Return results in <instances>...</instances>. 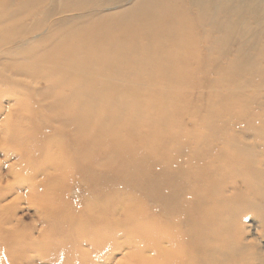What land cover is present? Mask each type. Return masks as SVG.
I'll return each instance as SVG.
<instances>
[{
	"label": "rangeland",
	"instance_id": "obj_1",
	"mask_svg": "<svg viewBox=\"0 0 264 264\" xmlns=\"http://www.w3.org/2000/svg\"><path fill=\"white\" fill-rule=\"evenodd\" d=\"M53 1L54 4L58 7L59 1L57 2L56 0ZM73 1H77V0H71V3ZM78 1L87 2L89 0H78ZM214 1L216 3L219 2V4L221 5H224L225 2L226 3V5H224L225 8L220 10L216 17L211 18L213 23L210 26L207 25L205 28L200 29L199 37L197 36L198 44L196 50L187 49V47L184 48L183 46H181L182 44H175L177 47H173L172 51L160 53L163 54V56L165 55V57L169 58V59H165V61L169 63L168 65L170 66L171 71H168L166 73L165 69L161 67L163 65L149 67L150 71L152 68L156 72H153L152 70L149 73H145L141 71V69L137 70L138 68H141L143 65L147 64L146 66H150L158 62L157 60L154 61L153 58L150 60H148L149 58L142 59L141 60L142 62H140L141 64L138 66L137 69H132V70L126 69L125 70L126 72L124 73L125 75H127V77L125 78V75L122 74L124 76L121 75L122 78H120V80H118L119 78H116V80H112L109 71L107 72L105 68H101L100 77H97L96 75L92 74V73L94 74L97 73L98 67L94 70L92 68L84 67V65L82 64L81 68L72 67V66L70 67L66 66V68H63L65 66H62L60 65V63L56 62L55 54L52 55L53 48H48L41 44L42 42L47 41L45 39L46 32L48 35V32L51 31L47 21L45 22L36 21L35 23H33L32 21L28 20L19 25L21 28L20 31L14 29V27L17 28V19L15 20V23L9 24V22L11 21L9 20L10 18L3 20L5 22L4 23L3 21H1V16H0V27H2L0 28V34H5V36L7 34L8 36H11V43L10 42L1 43L2 41H9L10 37L0 38V75L2 74L3 76H5L2 78L0 77V82H1L0 85L2 86V87L0 86V106L3 108L1 109L0 107V114H1L0 139L3 138V141H1L2 139L0 140V144L2 143L0 145V152H1L0 181L3 180V182L2 181L0 182V245L2 246V247L0 246V264H31V263L49 264L50 262L51 264H64L67 261L68 262L66 264H69L71 263L72 260L73 262L71 264H74V261L75 264H80L81 262H84L86 264L88 260H89L88 261L89 264L90 263L91 264L93 263L95 264H99V263L100 264H104V263L105 264H110V263L111 264H139V263L163 264L162 260L163 259L165 260L164 257L166 256L170 260V261L168 260L170 263H172L171 258L173 257V263L177 261L176 263L180 264L179 258L181 257V255L184 253L183 251L185 250L183 245H181L179 247L180 249L178 250L173 249V248H177L176 244L173 241V238H175L173 236V232L182 230L181 227H183V224L186 221L193 219V214L190 212L191 211L190 209L191 207H193L192 209L195 211L196 207L198 206V204L195 201L194 202L196 204L193 203V201H191L190 205L188 206L190 207V209H187L188 207L186 208L182 206L184 204V201L193 198L192 194L190 192H189L190 194H188L187 192L186 185L184 184L186 182L185 178L188 179L192 178L202 181V185L200 186L205 187L204 194L211 193L213 191L214 195L218 199L217 201L218 205L226 209H230L233 207L235 208L239 203L237 202V200L239 196H242V194L238 196L234 192V195H232L233 190H235V188L240 189V193L248 194V195H251L253 193L254 195L255 194V192H253L254 186L252 187L251 184L255 182V184L257 185L255 187H257L258 192L261 193L264 192V0H252L253 2H251V0H245L244 1L245 3L243 2V0L241 1L214 0ZM227 1H229L230 3ZM237 2L238 3L240 2V5L243 6L240 7V9L243 12L238 11L240 13H243L242 14L243 16L240 13L236 14L233 12L234 10L236 11V9L240 6L237 4ZM8 3L10 8L6 9L5 12L2 11L3 12L2 14L6 15L7 13V16H10V14L11 15L13 14L14 9L17 8V2L12 4V6L10 2ZM227 4L229 5L227 6ZM45 6L46 3L42 4L41 9L44 10ZM244 6H248V7L244 8ZM121 9L123 10L124 8ZM231 15H241V17L236 16V18H239V20L237 19L238 22L236 21L238 24H235L230 28L228 22H229V18H232ZM11 19L14 20L15 18L13 17ZM35 19H33V21ZM53 22L54 20H51L50 23L52 24ZM8 24L10 25V27ZM174 24L175 22H173V26ZM40 27H41V34L43 33L41 35L42 37L39 36L38 39L35 38L36 40L34 39L33 40L34 42L32 43L29 42V43H25L24 45L17 46L18 31L21 33H28L30 31H33L34 29H37L39 31ZM175 37L176 39H178L177 35H175ZM219 41H221V44H219ZM183 49L185 51H183ZM153 54H155V57H159L158 55H160L159 53H153ZM23 55L26 56L23 57ZM192 55L198 56L197 60L191 59L192 57L190 56ZM4 56L6 57L4 58ZM200 58L202 60H200ZM105 59L106 58L104 57L103 60ZM143 60H146L147 63H145L146 61ZM128 62L129 61H126L125 63ZM46 63H48V65ZM86 64L89 65V63ZM116 64H118V62H116ZM67 67H69V69ZM171 67H173V69ZM70 68H73V70ZM157 68L159 70H157ZM77 69H79L80 71ZM144 69L145 68H143V70ZM10 71L11 73L9 74ZM83 71H86L89 74ZM177 73H179L180 76ZM142 74L143 76H141ZM168 74L169 77L166 76ZM101 75H103V77ZM77 76H81V77L77 78ZM231 76H234V79H232L233 77ZM44 77L46 81L44 80ZM88 77L91 79V80L89 79V81L91 82H88L87 79ZM133 77L136 78V81L134 80ZM179 77L181 78V80H177L179 79ZM37 78H39L40 81L39 79L37 80ZM92 79L94 80L96 79L95 81L97 82L93 81ZM121 79H123L124 81ZM138 79L141 80L138 81ZM79 80L81 81V92L84 103L87 105L86 107L95 109V107H91V102H92L91 96L93 94L92 90L95 92H97V90L99 92L107 91L110 89L112 90V92L114 90H116V92L121 90L123 94L127 96V101L129 102H127L126 104L130 105L128 107L131 108V106H134V108H137V110L140 109L141 113H139L140 115L136 113L138 115L136 117L138 119H140L139 116L141 117V119L146 118L149 121V125L152 128L154 127L153 129H155L158 138H159V133H162L160 132L161 129L164 128L166 131H171L173 127V132L172 131L170 133L164 132L165 134L164 136L173 133V148L169 151V153L171 154L173 150L172 154H173L174 165L172 172H173V176H175L177 173H182L183 179L181 180L180 186L183 187H180L181 190L179 189V191L173 189L175 190V193L173 194V201L167 204V207H165V204L169 201L162 200L165 199L163 197L164 189H160L159 186L160 182H164L166 180L159 181V178H161L159 174L151 178L147 177L148 180H151L150 184L157 186L156 188L155 187L149 188L148 192H144L132 186L127 187L126 185H122V184L117 185L112 190L102 191L101 187L99 186H94L97 188L91 187L87 182L81 181L80 178L75 177L71 174L72 172L75 173L72 167L73 164L70 163L69 156L64 151V149H61L58 146L59 144H63L67 142L66 140L67 138L65 134L61 132V129L63 128V126H65L68 123V120L58 116L57 118L59 119L55 120L54 122L49 118L50 115L48 114V109L52 107L53 104L55 103L59 104L61 100L64 101L65 97L71 96V88L73 85L72 83H75V81L77 82ZM48 81L50 82L48 83ZM175 81H177L176 83L182 87H178ZM82 83L84 84V86ZM93 83L95 84L93 85ZM17 84H19V86ZM30 84L32 86H30ZM151 84L153 85L155 84L156 87ZM161 84L168 86L167 88L171 87V89L169 88L171 93L166 90L163 91L167 93L165 92L162 93L161 89H163L164 85L160 87ZM61 85L62 88H59L58 86L61 87ZM6 86L7 87L9 86L8 89ZM23 86H25L24 88H26V90L23 88ZM95 86L98 87V89H96ZM90 88H92L91 91ZM3 89L6 91H2ZM9 89L12 91L10 92ZM55 90L58 91L54 92ZM148 91H152L153 93H150ZM49 92H51V94H49ZM155 92L156 94H154ZM54 93H57V95H54ZM168 93L172 94V96H169ZM50 95L52 97H50ZM144 95H148V96H144ZM7 96H9V98ZM55 96L58 97L56 98ZM14 97L16 98L14 99ZM23 97H25L27 100L25 98L23 99ZM162 97L164 98L163 100ZM167 97L170 99H167ZM171 98H173L174 100L173 103L171 104L173 106H170V108L168 106L167 108L163 109L160 103L163 102L168 103V101L172 100ZM106 100L104 99V101H106L107 104L103 100L102 101L99 100L98 101L99 105H96L99 107L102 114H104L105 111H107L105 109L106 106L108 107L109 103L112 104L111 98H108ZM31 101L34 102L31 103ZM130 101L134 105H131L132 103H130ZM155 102H159L157 103V108L152 112H148L149 105H152ZM42 103L43 105H41ZM12 104H15V106ZM113 105L115 108L119 107V106L117 107L114 103ZM39 107H41L40 111H39ZM119 111H121V109ZM163 111L164 114H162ZM171 112L173 113L172 115L173 126L172 124H170L171 122L170 123L167 122L165 124L166 125L165 127L163 126L164 122L160 120V114H162V117H164L163 115L170 116L172 114ZM115 113L116 112H112L113 116L115 115ZM26 114L27 116L34 119L30 120L29 117L26 116ZM26 118L27 121L24 122ZM17 120L21 121V123L24 124L22 126L19 125L20 122H17ZM163 120H166V118L164 117ZM6 121L8 122V124H6L7 123ZM28 121L29 122L33 121V122L29 123ZM156 124L159 126H157ZM17 125L18 127L16 128ZM168 126H170L171 128H167ZM24 129L26 131H24ZM35 129L40 130L41 133L39 131H36ZM28 130L29 132H27ZM15 131L20 134H17ZM150 132H152V130H150ZM192 133L194 137L192 136ZM6 134L9 136H7ZM16 134L19 135L18 136L19 138L15 137ZM23 134H25L26 136ZM28 135H30L28 137L29 141L33 138L34 135L35 136L38 135L36 137L34 136V139L37 141V143L34 139H32V141L34 140L33 141L34 143L30 141L34 147L31 144H29L30 143L29 141H27ZM189 135L191 137H189ZM37 137L39 138V140ZM20 139L22 142L20 141ZM49 139L51 140V143L48 142ZM188 140L190 142H188ZM161 141L162 139H158V141L157 142L155 141L154 143H157V145H159ZM181 143L183 145H178ZM19 144H20V150H18ZM50 144H52V146ZM21 147L22 149L24 147L26 149L24 148L22 150ZM32 148L34 149L32 150ZM17 151L20 152L18 153ZM34 151L35 153H37V156L34 153ZM50 151L53 152L51 153ZM29 155L32 157L28 158L27 156ZM17 156L18 158H16ZM33 156L35 159L33 158ZM240 157L244 158L245 160L240 159ZM183 159L185 160L186 163L184 162ZM237 159L244 161L236 162ZM18 161L20 162V164ZM168 165L170 166V163ZM37 166L39 169L36 168ZM34 168L35 170H37L35 173H34ZM26 169H28V171ZM196 169L197 171H195ZM18 170L20 172V176H19V172H17ZM34 178L35 180L33 181ZM15 179L17 182L15 181ZM69 179L71 181H69ZM258 183H260V186H258ZM7 185L9 186L7 187ZM22 186L23 188H21ZM11 187L13 190L11 189ZM189 188L198 190L194 186L193 188L191 187ZM23 189L26 191L24 192ZM118 189L120 193H118ZM8 190L12 191L11 192V195L13 194L12 196L8 195L10 194ZM15 194H17V196H15ZM21 194L24 196V198ZM150 194H152L154 198ZM112 195L115 197H113ZM225 196L229 197L230 198L229 200H236V201L227 202ZM7 197L8 199L6 200ZM97 198H99V200ZM18 199H22V200L19 201ZM89 199H90V203H89ZM13 200H16L17 203L14 202ZM23 201L25 203H23ZM88 203L90 207H87ZM97 203L99 206L97 205ZM70 204L72 205V207ZM83 207H87L84 208L85 212L83 211ZM28 208L30 211L28 210ZM73 209L76 210V212H74ZM90 210H92L93 213ZM98 211L100 212V214L101 212L105 214V217L102 216L103 219L100 217L101 215H99ZM105 212L107 213V216ZM89 213H91L94 216V218L91 215H89ZM113 215H115V217H113ZM70 216L72 219L70 218ZM90 217L91 219L93 218L94 220L92 221ZM96 220L100 221V224H98L99 222L98 223L94 222ZM88 221H90L91 223ZM85 224L87 226H85ZM221 224L223 226L224 225L229 226L231 230V234L226 233L223 236V239H229L232 236L234 239L238 238L236 243L243 242L247 244L249 246L248 253H251V256L253 255L259 260L257 262L256 258H254L255 260H251V264H258L259 262L264 263L263 262L264 261V231H263V226L260 222V219H258V217L247 216L242 218L234 214L232 216L225 217L223 214L219 219V225ZM7 225L10 227H7ZM60 228L63 233V235H61L62 237H60L59 235L61 234V231H58V229L60 230ZM65 229L67 230V232ZM107 230L109 233L107 232ZM52 231H55V233ZM87 232L89 233L87 234ZM38 234L40 237L38 236ZM51 234L53 235L52 237ZM83 234L87 236H84ZM106 236H108L109 239L106 238ZM64 238H65V242L69 238L70 239L66 243H64L63 241ZM54 239L56 240V242ZM60 239H61V243H59ZM82 239L84 240L80 241ZM92 239L96 241H93ZM103 239L104 241L106 239L107 240L103 242ZM3 240L5 241L3 242ZM139 240H140V245H139ZM48 242L51 243L49 244ZM73 242L75 244H73ZM110 244H111V248H110ZM54 245L56 246V248ZM61 245L64 246L63 252H62L63 247ZM75 245H77V247ZM26 246L29 249L26 248ZM59 246L62 249L60 251H58L60 249ZM80 246L82 247L80 248ZM139 246H142V248ZM52 247L54 249H52ZM71 247H73L74 249ZM86 247L88 248V251H86L87 250ZM70 248L72 251L69 250ZM134 249L136 250L134 251ZM39 251H41L40 254ZM99 251L100 253H98ZM122 251L124 255L120 254V252ZM132 251L134 253H132ZM61 252H62V258L60 257ZM112 252L113 253L115 252L116 254H113ZM126 252L127 253L129 252V254H127ZM79 253L82 255V257L81 255L79 256ZM73 254L75 258L73 257ZM84 254L85 256H83ZM99 254L102 257L98 256ZM56 256H59L60 260H57L59 257ZM109 256L110 259L108 258ZM37 257H38V261L36 259ZM72 257L74 259H72ZM86 257H88V260L86 259ZM123 257L126 260H124ZM152 257H154V259ZM111 258L114 260L116 259V261L114 262ZM85 260L87 261L85 262ZM142 260L144 261V263H142L143 262ZM99 261H103L104 263Z\"/></svg>",
	"mask_w": 264,
	"mask_h": 264
},
{
	"label": "bare ground",
	"instance_id": "obj_2",
	"mask_svg": "<svg viewBox=\"0 0 264 264\" xmlns=\"http://www.w3.org/2000/svg\"><path fill=\"white\" fill-rule=\"evenodd\" d=\"M7 1L11 3V6L15 2H17V8H15V6H14V8H15L14 9V12H13L12 15L10 14V16H7V13H6V15L5 14L4 15L2 14L3 13L2 11L5 12L6 9L10 8V6L8 5L9 3ZM7 1L0 0V16H1V21L10 18L9 20H11V21L9 22V24H13V23H15V20L17 19V28L14 27L15 30H20L21 31V28H20L19 25L22 24V23H24V22H26V21H28V20L32 21L33 23H35L36 21H38V22H40V21H44V22L47 21L48 22V25H49V28L51 29V31L48 32V35H47V32H46V35L44 34L45 35V39L47 41H44L41 44L43 46H45V47L53 48L52 55L55 54V60H56V62L57 63H60V65H62V66H65L63 68H66V66H69V67L72 66V67H77V68L79 67V68H81V65L82 64L84 65V67L92 68L94 70L98 67L97 68V73L94 74V73L91 72L93 75H96L97 77H100L101 68H105L107 70V72L109 71V74H110V77L112 78V80H116V78H119L118 80H120V78H122L121 75L122 74L125 75L124 72H126L125 71L126 69H128V70L137 69L138 66L141 64L140 62H142L141 60L142 59H148V58H149L148 60H150V59L153 58L154 61L157 60L158 62L155 63L154 65H150L149 64L150 66H146L147 64L146 65H143L142 67L140 66L141 68H138L137 70L141 69V71H143L145 73H149V72H151L153 70L151 68V71H150L149 70L150 69L149 67H151V66L152 67H155L157 65H163L161 67L165 69V72L166 73L168 71H171L170 66L168 65L169 63H167L165 61V59H169V58L165 57V55L163 56V54H160V53L167 52V51H172L173 47H177L175 44H182L181 46H183L184 48L187 47V49H195L196 50L197 44H198V42H197V36L199 37L200 29L201 28H205L207 25L210 26L213 23V21H212L211 18L212 17H216L218 15V12L220 10L224 9L225 8L224 5H226L225 2H224V5H221V4H219V2L216 3L214 0H89L87 2H81V1H78L77 0V1H73L72 3H71V0H56V2L59 1V3H58L59 6L57 7L54 4V1L53 0H48V1L47 0H7ZM223 1H225V0H223ZM231 1H236V0H231ZM237 1H241V0H237ZM244 1L245 0H243V2ZM227 2H229V1H227ZM251 2H253V1L251 0ZM45 3H46L45 9L42 10L41 9L42 8L41 6H42V4H45ZM221 3H223V2H221ZM237 4L240 5V2L239 3L237 2ZM129 5H131V6H129ZM228 5L229 4H227V6ZM240 7H243V6L240 5L236 9V11L234 10L236 8L235 7L233 9L234 10L233 12L236 13V14L237 13H240V12H238V11H242L240 9ZM245 7H248V6H244V8ZM121 8H124V9L122 10ZM119 9H120V11H119ZM114 11H116V12H114ZM240 14L242 15L243 13H240ZM241 15H231L232 18H229V22H228L230 28H231V26H233L235 24H238L237 23L238 22L237 19L239 20V18H236V16L241 17ZM13 17L15 18L14 20L11 19ZM54 17H55V19H54ZM33 19H35V20L33 21ZM51 20H54V22L52 24L50 23ZM173 22H175L174 26H173ZM4 23H1V24H4ZM9 27H10V25H9ZM0 28H2V27H0ZM42 34H41V27H40V30L39 31L37 29H34L33 31H30L28 33H21V32L18 31L17 32V46H21V45H24L25 43H29V42L32 43V42H34L33 40L35 38L38 39L39 36L42 37L41 36ZM175 35L178 36V39H176ZM2 37L3 38L10 37V38H9V41H2L1 43H6V42H10L11 43V36H8L7 34H6V36H5V34H0V38H2ZM14 43H15V41H14ZM219 44H221V41H219ZM173 45H175V46H173ZM183 51H185V50L183 49ZM26 52H24V53H26ZM153 53H159L160 55H158L159 57H155V54H153ZM25 56L23 55V57H25ZM195 56L196 55H192L190 57H192L191 59H196L197 60V57L198 56H196V57ZM5 57L6 56H4V58ZM104 57L106 58L105 60H103ZM21 58H22V56H21ZM200 60H202V59L200 58ZM18 61H19V59H18ZM126 61H129V62L128 63H125ZM143 61H146V60H143ZM116 62H118V64H116ZM5 63H6V61H5ZM86 63H89V65H87ZM145 63H147V61ZM46 64L48 65V63H46ZM178 66H180V65H178ZM6 67H7V65H6ZM69 67H67V68L69 69ZM143 68H145V69L143 70ZM171 68L173 69V67H171ZM70 69L73 70V68H70ZM77 70H79V69H77ZM155 70H156V68H155ZM157 70H159V69L157 68ZM83 72H86V71H83ZM153 72H156V71L153 70ZM10 73H11V71L9 72V74ZM86 73H88V72H86ZM174 73H176V72H174ZM150 74H149V76H150ZM170 74H171V72H170ZM177 74H179V73H177ZM1 75H0L1 78L2 77H5V76H3V75L1 76ZM4 75H6V74H4ZM124 75H122V76H124ZM101 76L103 77V75H101ZM130 76H131V74H130ZM141 76H143V74ZM141 76H140V78H141ZM166 76L169 77V74L166 75ZM179 76H180V74H179ZM80 77L81 76H77V78H80ZM126 77H127V75H125V78ZM231 77H233L232 79H234V76H231ZM164 78H166V77H164ZM177 78H178V76H177ZM38 79L39 78H37V80ZM87 79H88V82H91V81H89V79H90L89 77ZM44 80H45V77H44ZM92 80L95 81L96 79L95 80L92 79ZM121 80H123V79H121ZM134 80L136 81V78H134ZM139 80H141V79H138V81ZM143 80H145V79H143ZM152 80H150V81H152ZM177 80H181V78L179 77V79H177ZM8 81H10V80H8ZM39 81H40V79H39ZM49 82L50 81H48V83ZM95 82H97V81H95ZM176 82L177 81H175V83ZM17 83H19V82H17ZM20 83H22V82H20ZM135 83H137V82H135ZM11 84H12V82H11ZM15 84H16V82H15ZM46 84H47V82H46ZM57 84H58V82H57ZM66 84H68V83H66ZM72 84L73 85H72V88H71V96L65 97L64 98L65 99L64 101L61 100V102L59 104L55 103V104L52 105V107H50L48 109V114L50 115L49 118L51 120H53L54 122H55V120L59 119V118H57L58 116L61 117V118H63V119H67L68 120V123L65 126H63V128L61 129V132H63L65 134L66 138H67L66 139L67 142L66 143H63V144H59L58 146L61 149H64V151L69 156L70 163L73 164L72 167H73L75 173L72 172L71 174L73 176H75V177L80 178L81 181L87 182L91 187H94V186L101 187V190L102 191L103 190L104 191L112 190L117 185L122 184V185H126L127 187L132 186V187L137 188L139 190H142L144 192H148L149 191V188H151V187H155V188L157 187V186H154V185L150 184L151 183V180H148L147 177L148 178H151V177L159 174L161 176V178H159V181L166 180L164 182H160L159 183V186H160V189H164V191H163V197L165 199H162V200L169 201V202H167L165 204V207H167V204H169L171 201H173V194L175 193V190L176 191H179L180 187H183V186H180L181 180L183 179L182 173H177L175 176H173V172H172L173 171V165H174L173 164V154H172L173 150H172L171 154L169 153V151L173 148V133L172 134H167L166 133L167 135L164 136L165 135L164 132H168V133H170L171 131L173 132V127H172L171 131H166L164 128L161 129L160 132H162V133H159V138H158L157 133L155 132V129H153L154 127L152 128L149 125V121L146 118H142L141 119V117L139 116L140 119H138L136 117V116L140 115L139 113H141L139 107H138L139 110H137V108H134V106H131V108L128 107L130 105L129 104H126L127 102H129V101H127V96H125L121 90L120 91H117L118 93L116 92V90H114L112 92L111 89L110 90H107V91H103V92H99L98 90H97V92H95V91L92 90V93L93 94L91 93L92 94V96H91V101H92L91 102V107H95V109H94V108L86 107L87 105L84 103L83 96H82V92H81V81L80 80L77 81V82L75 81V83H72ZM94 84L95 83H93V85ZM17 85L19 86V84H17ZM27 85H29V84H27ZM121 85H122V83H121ZM151 85H153V84H151ZM162 85H164V84H161L160 87ZM30 86H32V85L30 84ZM83 86H84V84H83ZM153 86H155V84ZM164 86H163V89H161L162 93L165 92L163 90L169 91L171 93V91L169 90V88L171 89V87L167 88L168 86H165V87ZM8 87H7V89H8ZM21 87H22V85H21ZM24 87L25 86H23V88ZM58 87L59 88H62V85H61V87L60 86H58ZM90 87H91V85H90ZM178 87H182V86L178 85ZM123 88H120V89H123ZM24 89L26 90V88H24ZM91 89L92 88H90V91H91ZM96 89H98V87H96ZM106 89H108V88H106ZM146 89H148V88H146ZM2 91H6V90L3 89ZM11 91L12 90H10V92ZM57 91L55 90L54 92H57ZM68 91H69V89H68ZM17 92H18V90H17ZM87 92H88V90H87ZM148 92L153 93L152 91H148ZM165 93H167V92H165ZM170 93H168L169 96H172V94H170ZM19 94H17V95H19ZM49 94H51V92H49ZM64 94H65V92H64ZM64 94H61V95H64ZM154 94H156V92ZM159 94H160V91H159ZM2 95H4V94H2ZM54 95H57V93H54ZM58 96H59V94H58ZM144 96H148V95H144ZM7 97L9 98V96H7ZM16 97H14V99ZM25 97H23V99ZM50 97H52V96L50 95ZM108 98H111L112 99V104L109 103L108 104V107L105 105L106 106L105 109L107 111H105V113L102 114L101 110L96 105H99L98 104V101L99 100H101V101L103 100L104 101V99L106 100ZM163 99L164 98L162 97V100ZM167 99H170V98L167 97ZM171 99L172 100L171 101H168V103H165V102L160 103L161 107L163 109H165L168 106H169V108H170V106H173L171 104L173 103L174 100H173V98H171ZM36 100H37V98H36ZM34 101H31V103H33ZM106 101H108V100H106ZM106 101H104V102H106ZM2 102H5V101H2ZM37 102H38V100H37ZM15 103H16V101H15ZM113 103L117 107L118 106L119 107L118 108H115L114 105H113ZM130 103H132V102L130 101ZM157 103H159V102H155L154 104L149 105L148 112L154 111L157 108ZM89 104H88V106H89ZM106 104H107V102H106ZM12 105L15 106V104H12ZM29 105H30V103H29ZM41 105H43V103ZM131 105H134V104L132 103ZM2 106H4V105H2ZM26 107H27V105H26ZM12 108H13V106H12ZM17 108H18V106H17ZM40 108L41 107H39V111H40ZM1 109H3V108L1 107ZM120 109H121V111H119ZM167 110H169V109H167ZM171 111H173V110H171ZM112 112H116L114 116H113ZM136 113H138V115ZM171 113H169V114H171ZM40 114H41V112H40ZM110 114H112V115H110ZM162 114H164V111H163ZM162 114H160V120H162L164 122L163 126L166 127L165 124L167 122H169V123L171 122L170 124H172V126H173V117H172L173 113L170 116L169 115L168 116L167 115H163L166 118L167 121L166 120H163L164 117H162ZM165 114H167V113H165ZM29 115H30V113H29ZM26 116H27V114H26ZM27 117H29V116H27ZM29 119L31 120V119H34V118L29 117ZM23 120H25V119H23ZM26 121H27V118H26V120L24 122H26ZM17 122H20L21 123V121H18V120H17ZM30 122H33V121H30ZM20 123H19V125H21V126L24 124V123L23 124L22 123L20 124ZM6 124H8V122ZM15 125H16V123H15ZM21 126H20V128H21ZM157 126H159V125H157ZM4 127H6V126H4ZM17 127H18V125L16 126V128ZM167 128H171V127L168 126ZM37 129H35V130L40 132V130H37ZM22 130H23V128H22ZM150 130H152V132H150ZM195 130H197V129H195ZM24 131H26V130L24 129ZM8 132H9V130H8ZM19 132H21V131H19ZM27 132H29V130ZM37 133H35V134H37ZM7 134H9V133H7ZM13 134H12V136H13ZM17 134H20V133H17ZM16 135H15V137L19 138L18 137L19 135H17V136ZM23 135H25V134H23ZM7 136H9V135H7ZM29 136L30 135L27 136V139H28ZM34 136H33L32 139H34ZM36 136H38V135H36ZM192 136H193V133H192ZM4 137H5V135H4ZM189 137H191V136L189 135ZM1 139L0 140L3 141V138H1ZM32 139L30 141H32ZM158 139H162V141L160 142V144L158 143L159 145H157V143H154L155 141L157 142ZM38 140H39V138H38ZM54 140H55V137H54ZM20 141H21V139H20ZM27 141H29V139ZM48 142L51 143V140L49 139ZM188 142H190V141L188 140ZM193 142H195V141H193ZM36 143H37V141H36ZM182 143H183V141H182ZM182 143L181 144H178V145H183ZM29 144H31V142ZM192 144H194V143H192ZM31 145L33 146V144H31ZM50 145L52 146V144H50ZM48 146H49V144H48ZM29 147H31V146H29ZM18 148H19L18 150H20V144H19V147ZM21 149H22V147H21ZM33 149L34 148H32V150ZM37 149H36V152H37ZM29 150H31V149H29ZM50 152L52 153L53 151H50ZM34 153H35V151H34ZM0 154H1V152H0ZM31 154H33V153H31ZM35 154L37 156V153H35ZM30 155L27 156V157L28 158L29 157H32ZM16 158H18V156ZM33 158H34V156H33ZM56 158H58V157H56ZM240 159H244V158L240 157ZM240 159L239 160L237 159L236 162H240V161L243 162L245 160V159L244 160H240ZM190 160H191V158H190ZM2 161H4V160H2ZM195 161H193V162H195ZM43 162H44V160H43ZM184 162H185V160H184ZM169 163H170V166L168 165ZM19 164H20V162H19ZM200 165H201V163H200ZM26 167H27V165H26ZM36 168H38V166ZM189 168H191V167H189ZM158 169H159V171H158ZM19 170L17 172H19ZM26 170L28 171V169H26ZM23 171H24V169H23ZM36 171L37 170H35V168H34V173ZM195 171H197V169ZM190 172H192V171H190ZM34 173H33V175H34ZM23 174H25V173H23ZM29 174H27V175H29ZM19 176H20V172H19ZM21 177H23V176H21ZM34 180H35V178L33 179V181ZM185 180H186V182L184 184L186 185L187 192H188V194L191 193L192 196H193V198H191L190 200H188L186 198L187 200L184 201V204L182 206H184V207L187 208L190 205L191 201H193V203L196 202L198 204V206L196 207L195 211L192 209L193 207H191V209H190V207L187 208V209H190L191 210L190 212L193 214V219H191L189 221H186L183 224V227H181L182 230H179L177 232H173V236L175 237V238H173V241H174V243L177 246V248H173V249L178 250V249H180L179 247L181 245H183L184 246V250H185V251H183L184 253L181 255V257L179 258L180 264H251V260H255L254 258H256V257H254L253 255L251 256V253H248L249 252V248H248L249 246L247 244L243 243V242L242 243L240 242L241 244L240 243H236V241H237L238 238L237 239H234L233 236L230 237L229 239H223V236L226 233L231 234V230H230L229 226H225V225L223 226L222 224L219 225V219L221 218V216L223 214H224L225 217L226 216L227 217L232 216L233 214L236 215V216H240L242 218L247 217V216L258 217V219H260V222H261V224L263 226V231H264V192L263 193L258 192L257 187H255V186H257L255 184V182L251 184L252 187L254 186L253 187V192H255L254 195H253V193L251 195L240 193V189L235 188V190H233L232 195H234V192H235V194H237L238 196L240 194H242V196H239V198L237 197L238 198L237 202H239V203H238V205L235 208L233 207V208H230V209H226V208H222L221 206L218 205V203H217L218 199L214 195L213 191L211 193L204 194L205 187H203V186L201 187L200 186V185H202V181L196 180V179H192V178H190V179L185 178ZM1 181L3 182V180H1ZM15 181H16V179H15ZM69 181H71V180L69 179ZM10 184H11V182H10ZM9 185H7V187ZM12 185H13V183H12ZM22 185H24V184H22ZM193 186L195 188H197L198 190L190 189L189 188V187L193 188ZM258 186H260V183H258ZM21 188H23V186ZM76 188H78V187H76ZM94 188H97V187H94ZM11 189H12V187H11ZM11 189H9V190H11ZM78 189H80V188H78ZM173 189H175V190H173ZM23 190H22V192H23ZM25 191L26 190H24V192ZM120 191H121V189H120ZM9 192H10V194H8V195H11V192L12 191H9ZM118 193H120L119 192V189H118ZM150 195L154 198V196L152 194H150ZM15 196H17V194H15ZM113 197H115V196H113ZM232 197H234V196H232ZM20 198H21V196H20ZM23 198H24V196H23ZM7 199H8V197L6 198V200ZM97 199L99 200V198H97ZM225 199H226L227 202L236 201V200H229L230 198L227 197V196H225ZM16 200H13V201L16 202ZM18 200L20 201L22 199H18ZM23 203H25V202L23 201ZM82 203H84V202H82ZM89 203H90V199H89ZM89 203H88V206L87 207H90L89 206ZM97 205H98V203H97ZM78 206H80V205H78ZM71 207H72V205H71ZM87 207H83V211L84 212H85V209L84 208H87ZM28 210H29V208H28ZM88 210H89V208H88ZM15 211H17V210H15ZM90 211L92 212V210H90ZM151 211H153V210H151ZM74 212H76V210H74ZM121 212H122V210H121ZM187 212H189V211H187ZM12 215H14V214H12ZM89 215H91L94 218V216L91 213H89ZM99 215H101L100 217L102 219H103L102 216L105 217V214L102 213V212H101V214L99 212ZM106 216H107V213H106ZM113 217H115V215H113ZM118 217H119V215H118ZM70 218H71V216H70ZM73 218H74V216H73ZM82 218H83V216H82ZM93 218L91 219V217H90V219L92 221L94 220ZM116 218H117V216H116ZM99 220H101V219H99ZM88 222H90V221H88ZM94 222H96V223L99 222L98 224H100V221H97L96 220ZM81 224H83V223H81ZM9 225H10V223H9ZM85 226H87V225L85 224ZM7 227H10V226L7 225ZM88 227H91V226H88ZM55 229H57V228H55ZM108 230H107V232H108ZM58 231H61V228H60V230L58 229ZM63 231H64V229H63ZM52 232L55 233V231H52ZM66 232H67V230H66ZM84 232H85V230H84ZM88 233L89 232H87V234ZM180 233H182V234H180ZM39 234H38V236H39ZM52 234H51V237L53 236ZM85 234H86V232H85ZM121 234H124V233H121ZM59 235H60V237H62L61 236V235H63L62 231H61V234H59ZM233 235H235V234H233ZM84 236H87V235H84ZM116 236H118V235H116ZM35 237H37V236H35ZM90 238H91V236H90ZM106 238H108V236H106ZM219 238H221V239H219ZM46 239H47V237H46ZM51 239H53V238H51ZM51 239H50V241H51ZM94 239H92V240L93 241H96ZM104 239H103V242H105L107 240L106 239L104 241ZM83 240L84 239H82L80 241H83ZM241 240H243V239H241ZM4 241L5 240H3V242ZM63 241H64V243L67 242V241L65 242V238L63 239ZM55 242H56V240H55ZM108 242H109V240H108ZM48 243L50 244L51 242H48ZM59 243H61V239H60V242ZM88 243H89V241H88ZM169 243H170V241H169ZM39 244H40V242H39ZM56 244H58V243H56ZM70 244H72V243H70ZM73 244H75V243L73 242ZM86 244H87V242H86ZM139 245H140V240H139ZM51 246H52V244H51ZM75 246L77 247V245H75ZM53 247H52V249H54ZM62 247H63L62 248L63 250L60 247V249L58 251L62 250V252H63L64 251V246H62ZM81 247L82 246H80V248ZM121 247H123V246H121ZM139 247L142 248V246H139ZM26 248H28V247L26 246ZM38 248H36V249H38ZM55 248H56V246H55ZM71 248H73V247H71ZM71 248L69 250H71ZM110 248H111V244H110ZM134 248H136V247H134ZM57 249H58V246H57ZM86 249H87L86 251H88V248L87 247H86ZM173 249H170V250H173ZM253 249H255V248H253ZM135 250L136 249H134V251ZM32 252H34V251H32ZM35 252H36V250H35ZM40 252L41 251H39V254H40ZM62 252L60 253V257L61 258H62ZM98 253H100V251ZM132 253H134V252L132 251ZM149 253H150V251H149ZM26 254H28V253H26ZM92 254H93V252H92ZM104 254H105V252H104ZM108 254H110V253H108ZM113 254H116V253L114 252ZM120 254H123V251L120 252ZM127 254H129V252ZM80 255L81 254L79 253V256ZM90 255H89V257H90ZM83 256H85V254ZM98 256H100V254ZM56 257H59V256H56ZM60 257L57 260H60ZM68 257H69V255H68ZM73 257H74V254H73ZM73 257H72V259L75 258V257L74 258ZM81 257H82V255H81ZM100 257H102V256H100ZM51 258H52V256H51ZM108 258L110 259V256ZM112 258H114V257H112ZM125 258H126V256H125ZM125 258L123 257L124 260H126ZM146 258H145V260H146ZM152 258L154 259V257H152ZM164 258H165V260L164 259L162 260V263L163 264H172L173 263V257L171 258V260H172L171 262L172 263L169 262L170 260L167 258V256L164 257ZM36 259L38 261V257ZM86 259L88 260V257H86ZM64 260H65V258H64ZM87 260H85V262ZM99 260H101V259H99ZM102 260H105V259H102ZM112 260L114 262L116 261V259L115 260L112 259ZM256 260H257V262L259 261L257 258H256ZM88 261H87V263H88ZM72 262H73V260L71 261V263ZM99 262L104 263L103 261H99ZM110 262H111V260H110ZM119 262H117V263H119ZM43 263H44V261H43ZM66 263H64V264H66ZM71 263H69V264H71ZM81 263H84V262H81ZM142 263H144V261ZM175 263H173V264H175ZM31 264H33V263H31ZM49 264H51V262ZM74 264H75V261H74ZM93 264H95V263H93ZM148 264H150V263H148ZM258 264H264V263L259 262Z\"/></svg>",
	"mask_w": 264,
	"mask_h": 264
}]
</instances>
